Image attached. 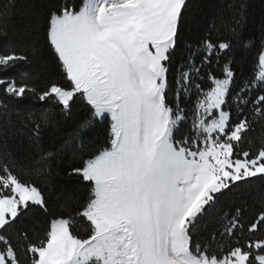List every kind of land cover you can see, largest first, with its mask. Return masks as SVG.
<instances>
[{"label": "snow or ice", "instance_id": "snow-or-ice-1", "mask_svg": "<svg viewBox=\"0 0 264 264\" xmlns=\"http://www.w3.org/2000/svg\"><path fill=\"white\" fill-rule=\"evenodd\" d=\"M186 6L62 0L27 43L0 26V114L31 135L19 161L0 158V264H264V205L193 234L234 187L264 181V143L248 139L264 122V29L244 36L241 5L227 36L185 45L174 68ZM41 32L55 65L42 80L27 71L42 59ZM238 47L256 51L247 78L232 58ZM77 107L88 110L77 131L107 121V146L65 170L89 195L36 235L18 226L34 207L47 210L42 184L58 151L40 141Z\"/></svg>", "mask_w": 264, "mask_h": 264}, {"label": "trees", "instance_id": "trees-1", "mask_svg": "<svg viewBox=\"0 0 264 264\" xmlns=\"http://www.w3.org/2000/svg\"><path fill=\"white\" fill-rule=\"evenodd\" d=\"M61 2L62 0H0V26L7 25L11 40L27 43L28 30L37 21L42 24L48 10ZM241 5L246 12L242 25L244 36L258 38L264 29V0H187L173 67L178 68L183 63L188 52L185 45H196L208 34L213 38L217 35L227 36L228 28ZM39 41L42 59L37 66L27 71L37 73V79L40 80L52 78L55 65L44 46L42 32L39 34ZM255 57V49L238 47L232 53L240 75L247 78L251 74ZM17 71L22 73L25 69ZM172 78L169 77L170 81ZM87 116V108L77 107L69 116L61 117L55 129L42 135L41 147L49 150L55 147L58 150L55 160L49 165L50 179L46 178V182L42 184L48 207L46 211L34 207L18 227L43 235L49 219L72 212L88 197L90 189L86 184L65 175V170L79 166L82 159H87L107 146V121L96 122L87 130L77 131L78 122ZM248 139L253 146L264 143V122L256 121L253 124L248 132ZM30 147L29 130L10 115L0 114V158L8 155L19 161L22 151ZM25 175L30 174L26 172ZM261 205H264V181L254 178L251 182H242L241 186L234 187L223 196L216 207L200 220L193 234L201 239L206 238L221 227L220 222L225 213L237 207L252 210Z\"/></svg>", "mask_w": 264, "mask_h": 264}]
</instances>
